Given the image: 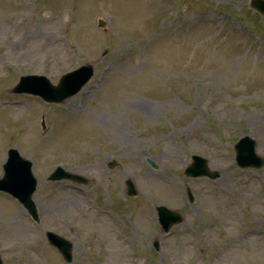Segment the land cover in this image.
Segmentation results:
<instances>
[{
  "label": "rangeland",
  "instance_id": "obj_1",
  "mask_svg": "<svg viewBox=\"0 0 264 264\" xmlns=\"http://www.w3.org/2000/svg\"><path fill=\"white\" fill-rule=\"evenodd\" d=\"M248 2L0 0V178L9 148L32 162L40 219L0 192L2 264H264V166L233 149L249 136L264 158V16ZM83 65L62 103L12 92ZM193 154L218 176H185ZM58 165L86 184L47 181ZM157 205L183 222L163 233ZM45 230L73 242L71 263Z\"/></svg>",
  "mask_w": 264,
  "mask_h": 264
},
{
  "label": "water",
  "instance_id": "obj_2",
  "mask_svg": "<svg viewBox=\"0 0 264 264\" xmlns=\"http://www.w3.org/2000/svg\"><path fill=\"white\" fill-rule=\"evenodd\" d=\"M248 6L264 15V0H249ZM101 26V25H99ZM93 73L90 65H83L71 72L63 74L57 84H51L44 76L25 75L21 76L19 83L13 88L14 93H29L40 96L46 102L60 103L67 97L77 93L80 88L88 81ZM256 142L249 136L240 138L234 144L235 161L240 168L259 169L264 166V158L255 152ZM192 163L186 167L185 175L189 177L206 176L208 178H216L217 172L210 171L207 167L205 158L195 156L192 157ZM4 177L0 179V190L5 191L15 197L32 215L37 219L35 205L31 196L36 188V179L31 173V162L19 156L15 149L8 151V159L3 166ZM62 178L74 179L81 183L85 180L77 175L66 173L61 168H57L49 176V180H59ZM127 187V195H136V190L130 180L125 181ZM187 196L192 200L190 190L187 188ZM158 221L164 232H167L171 225L178 224L182 221L180 214L165 206H157L156 208ZM46 237L51 245L56 247L63 258L67 262H71V243L57 236L52 232H47ZM154 247L157 249V241H154ZM0 264L1 260H0Z\"/></svg>",
  "mask_w": 264,
  "mask_h": 264
},
{
  "label": "bare ground",
  "instance_id": "obj_3",
  "mask_svg": "<svg viewBox=\"0 0 264 264\" xmlns=\"http://www.w3.org/2000/svg\"><path fill=\"white\" fill-rule=\"evenodd\" d=\"M1 18H3V16H2V15H0V19H1Z\"/></svg>",
  "mask_w": 264,
  "mask_h": 264
}]
</instances>
